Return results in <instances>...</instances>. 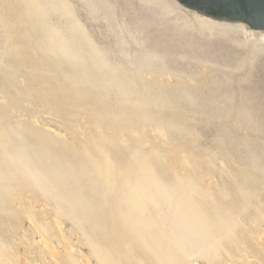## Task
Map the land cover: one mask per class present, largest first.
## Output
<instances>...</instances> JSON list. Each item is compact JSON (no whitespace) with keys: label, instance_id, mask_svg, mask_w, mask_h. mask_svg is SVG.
<instances>
[{"label":"rangeland","instance_id":"374dc122","mask_svg":"<svg viewBox=\"0 0 264 264\" xmlns=\"http://www.w3.org/2000/svg\"><path fill=\"white\" fill-rule=\"evenodd\" d=\"M67 1L78 22L0 0V264H264V44L170 37L142 0Z\"/></svg>","mask_w":264,"mask_h":264},{"label":"bare ground","instance_id":"6f19581e","mask_svg":"<svg viewBox=\"0 0 264 264\" xmlns=\"http://www.w3.org/2000/svg\"><path fill=\"white\" fill-rule=\"evenodd\" d=\"M7 1V0H6ZM18 5H19V9L20 8H22L23 6L25 7V10H24V12L21 10V12H23L22 14H23V16H30V15H36L38 18H44L45 16H46V12H45V10L48 8V7H50L49 9H50V11L51 12H53V8H52V10H51V7H52V5H54V6H58V8L59 7H61L60 9L63 11V13H65V14H68L70 17H71V19L70 20H72V22L74 23V22H76L77 21V17L75 16V14L73 13V10H72V8H71V6H70V4L68 3V1L67 0H14ZM141 1V0H140ZM144 1V2H143ZM142 2L147 6V7H145V8H154L155 9V12L157 13H159V14H162V15H164L162 18L164 19V20H166L165 18L167 17V23L165 24V23H160V21L158 20V16H157V14L155 13V15H154V11H153V14H151V17L150 18H148L147 20V22H154L155 24H161V27L162 26H164V25H167V27L166 28H161V29H163L164 30V33L166 34V35H169L170 37H173V35H175L176 33L180 36V37H182L180 40H192V41H194L193 39L195 38L196 40H197V38H198V40H199V42L201 43V42H203L205 39H208V38H211V36H208V37H206L205 35L206 34H209V35H212V34H220V35H231V34H240V35H243V36H245L246 37V39L248 38V39H256L258 42H260V43H263L264 44V30H260V29H256V28H250L249 26H248V24L246 23V22H243V21H229V20H226V19H218V18H214V17H211V16H209V15H206V14H204V13H202V12H200V11H198V10H196V9H192V8H190V7H188V6H186V5H184V4H182L181 2H179L178 0H142ZM1 3V2H0ZM5 3V2H4ZM7 3V2H6ZM143 3H141V4H143ZM143 4V5H144ZM8 5V4H7ZM51 5V6H50ZM142 5V6H143ZM7 7V6H6ZM13 8V7H12ZM56 8L57 7H55V9H54V13H56V14H58L57 12L58 11H56L55 12V10H56ZM49 9H48V13L50 12L49 11ZM60 9H57V10H60ZM151 9H147V10H150L151 11ZM89 10V9H88ZM50 12V13H51ZM14 13V12H13ZM147 13V12H146ZM22 14L21 15H18V16H22ZM25 14V15H24ZM51 14H53V13H51ZM9 15H11V14H9ZM17 15V14H16ZM147 15V14H146ZM3 16H4V14H3ZM25 16V17H26ZM6 17V16H5ZM47 17V16H46ZM50 16H48L47 18H49ZM159 17L161 18V16L159 15ZM19 18V17H18ZM46 18V19H47ZM60 18V17H59ZM65 18H67V19H69L68 18V16L67 17H64V19ZM159 18V19H160ZM1 19V18H0ZM3 19V18H2ZM1 19V20H2ZM21 19H23V17L21 18ZM45 19V20H46ZM53 19V18H52ZM163 19H161V21H163ZM6 20V19H5ZM17 20H19V19H17ZM29 20V18L27 19V21ZM44 20V21H45ZM171 20H175V21H177V23L175 22V23H173ZM7 21V20H6ZM37 21H38V19H37ZM44 21H42V22H44ZM48 21V20H47ZM67 21V20H66ZM169 21H171V23L169 22ZM1 22V21H0ZM23 22H24V20H23ZM23 22H21L22 24L21 25H23ZM26 22V21H25ZM39 22V21H38ZM42 22H40L41 24H44V23H42ZM78 22V21H77ZM4 23H7V22H4ZM9 23V22H8ZM46 23V22H45ZM179 24V25H178ZM1 25H3V24H1ZM5 25V24H4ZM3 25V26H4ZM18 25L20 26V24L18 23ZM17 25V26H18ZM38 25H39V23H38ZM45 25V24H44ZM13 27V26H12ZM11 27V28H12ZM74 27H78L77 29L79 30V32L78 33H76L78 36H80L79 34H80V29H79V26H77L76 24L74 25ZM3 28V27H2ZM1 28V29H2ZM5 28H7V27H5ZM3 29L4 30V32H5V30L6 29ZM71 28H73V26L71 27ZM8 29V28H7ZM74 29V28H73ZM180 29V30H179ZM188 29H192L193 31L192 32H190V31H188ZM76 30V29H75ZM24 31V30H23ZM7 32H8V30H7ZM14 32H16L15 30H14ZM75 32V31H74ZM6 34V33H5ZM19 34V33H18ZM85 34V33H84ZM6 35H12V34H6ZM5 35V36H6ZM13 35H14V33H13ZM193 35V36H192ZM200 35H202V36H205V39H203ZM229 35V36H230ZM7 36V37H8ZM17 36V35H16ZM21 36V35H20ZM88 36V35H87ZM7 37H5L6 39H7ZM9 37H13V36H9ZM52 37V36H51ZM224 37V36H223ZM226 37V36H225ZM224 37V38H225ZM11 38H10V40H11ZM15 38V37H14ZM79 38V37H78ZM81 38L84 40H82L84 43H86L85 42V40H88L89 41V39H87L86 38V36L85 37H83V36H81ZM86 38V39H85ZM224 38L222 39V37H221V39L222 40H224ZM229 37H227V39H228ZM230 38H231V36H230ZM236 38V37H235ZM239 38H240V36H239ZM242 38V37H241ZM13 39V38H12ZM19 39V38H18ZM17 39V40H18ZM57 39H58V41H57ZM57 39H55V41L53 42V43H55V46H57V48H58V52H61L60 54H66V56L67 55H69V56H71L73 59L76 57V53H77V51L74 49V46H73V43H75L76 41H75V39H77V38H73V40H72V38L71 37H63V36H60L59 38H57ZM232 40H233V38H231ZM9 40V39H8ZM10 40H9V42H10ZM54 40V39H53ZM52 40V41H53ZM203 40V41H202ZM236 40H238V38L236 39ZM241 40H244V39H241ZM11 41H13V40H11ZM226 41V40H225ZM228 41V40H227ZM231 41V40H230ZM235 41V40H234ZM234 41H233V43H234ZM9 42H7V46H9L10 44H12V43H10L9 44ZM15 42V41H14ZM14 42H13V46H14ZM92 41L90 40V43H91ZM208 42V41H207ZM222 42V41H221ZM237 42V41H236ZM238 42H239V40H238ZM237 42V43H238ZM251 42V41H250ZM219 43V42H218ZM236 43V44H237ZM240 43V42H239ZM246 43V42H245ZM257 42H255V44H256ZM209 44V43H208ZM241 44H243V43H241ZM20 45V44H19ZM19 45L17 44V46L19 47ZM75 45V44H74ZM86 46H88V42L85 44ZM90 45V44H89ZM245 45V44H244ZM248 45V44H247ZM246 45V46H247ZM6 46V48H8ZM11 46V45H10ZM9 46V47H10ZM76 46V45H75ZM92 46H93V44H92ZM211 46V45H210ZM253 46V45H252ZM79 47H82V46H79ZM90 47H91V45H90ZM240 47V46H239ZM262 47H264V45L262 46ZM13 47H11V48H9L10 50L12 49ZM20 48V47H19ZM21 48H22V46H21ZM24 48V47H23ZM91 48H93V50H95V48L94 47H91ZM90 48V49H91ZM249 48V47H248ZM18 49V48H17ZM97 49H99V47L97 48ZM19 50H21V49H19ZM92 49L90 50V51H93ZM98 51V50H97ZM101 51V50H100ZM252 51V50H251ZM94 52V51H93ZM253 52V51H252ZM254 52H256V51H254ZM258 53H259V51H257ZM98 53V52H97ZM251 53V52H250ZM257 53V54H258ZM261 53V52H260ZM93 55V57H95L94 55H96V53L94 52V53H92ZM252 54V53H251ZM98 55V54H97ZM148 58H149V60H146V63H145V65H149L153 60H151V56H149L148 55V53H146L145 54ZM79 57H81V56H79ZM68 58V57H67ZM69 59V58H68ZM93 59V58H92ZM98 59H99V57H98ZM144 59V58H143ZM100 60V59H99ZM96 61H97V57H96ZM95 61V62H96ZM71 62V61H70ZM113 61H111V63H112ZM115 63V62H114ZM140 63V62H139ZM138 63V64H139ZM97 65V64H96ZM143 65V64H142ZM108 68L110 67V66H107ZM125 68V67H124ZM141 68V67H140ZM139 68V69H140ZM148 69H150V68H148ZM148 69H147V71H148ZM156 69V68H155ZM107 70V69H106ZM151 70H153V69H151ZM158 70H159V72H160V68L159 69H157V72H158ZM105 71V70H104ZM110 71V70H109ZM123 71V70H122ZM143 71V70H142ZM141 71V72H142ZM144 71H145V68H144ZM154 72V74L156 73V71L154 70L153 71ZM143 73V72H142ZM149 73H151L150 71H149ZM110 74V73H109ZM116 74H117V72H116ZM120 74V73H119ZM107 75V74H106ZM152 75H153V73H152ZM108 76H110V75H108ZM112 76H115L116 77V75H112ZM142 76V75H141ZM107 77V76H106ZM159 77V76H158ZM108 78V77H107ZM113 78V77H112ZM150 78V77H149ZM125 79V78H124ZM146 79V78H145ZM104 80V79H103ZM112 80V79H111ZM107 81H108V79H107ZM165 82V81H164ZM179 83H180V80H179ZM182 83H184V82H182ZM229 83H230V81H229ZM228 83V84H229ZM181 84V83H180ZM231 84V83H230ZM219 85V84H218ZM221 85H223V84H221ZM181 86H182V84H181ZM187 86V85H186ZM225 86H227V84L225 85ZM66 87V86H65ZM148 87V86H147ZM172 87V86H171ZM179 87V86H178ZM213 87H214V84H213ZM217 87V86H216ZM216 87H214V88H212L211 90H212V92H211V94L213 93V92H215V93H213V94H219L222 90H228L229 91V88H228V86L227 87H224V86H222V88H219L220 87V85L216 88ZM45 88V87H44ZM168 88V87H167ZM68 89H69V87H68ZM198 89V88H197ZM201 89V88H200ZM50 90H52V89H50ZM122 90V89H121ZM120 90V91H121ZM71 91V90H70ZM72 92V91H71ZM188 91H187V89L186 88H183V87H179V88H175V91L173 90V92H169V94H168V97H169V99H172L173 97L175 98V97H178L179 99H190V98H194L195 97V99L197 98L198 99V97H200V96H203V95H206L207 94V90L206 89H203V90H201L200 91V94H198V93H196L195 92V94H193V95H190V94H188L187 93ZM55 93V92H54ZM68 93V92H67ZM123 93V92H122ZM228 93V92H227ZM231 94L233 93V92H230ZM74 94V93H73ZM69 95V94H68ZM113 95V94H112ZM162 95V94H161ZM58 96V95H57ZM212 96V95H211ZM213 96H215V95H213ZM128 97H130V96H128ZM60 98V97H59ZM80 98V97H79ZM161 98V97H160ZM167 98V97H166ZM115 99V98H114ZM156 99V98H155ZM178 99V100H179ZM82 100V99H81ZM176 100V99H175ZM53 101V100H52ZM115 101V100H114ZM156 101V100H155ZM161 101H162V99H161ZM169 101V100H168ZM49 102H51V101H49ZM102 102H103V100H102ZM105 103V102H104ZM108 103H109V101H108ZM171 103V102H170ZM174 103V102H173ZM55 105V104H54ZM101 105V104H100ZM103 105V104H102ZM107 105V104H106ZM119 105V104H118ZM167 106V105H166ZM122 107V106H121ZM140 107V106H139ZM165 107V106H164ZM111 108V107H110ZM131 108V107H130ZM136 108H138V107H136ZM141 108H144V107H141ZM140 108V109H141ZM126 110V109H125ZM143 110V109H142ZM241 110V109H240ZM174 111V110H173ZM118 113V112H117ZM242 113V112H241ZM132 124V123H131ZM57 134H59V133H57ZM10 142V141H9ZM9 145H11V143H9ZM12 145H13V143H12ZM14 145H16L15 143H14ZM13 145V146H14ZM18 145V144H17ZM88 146V145H87ZM18 146H16L15 147V150H16V148H17ZM10 148H11V146H10ZM18 149V148H17ZM22 150V149H21ZM27 150V149H26ZM26 150H25V154H26ZM17 151H19V150H17ZM22 152H24L23 150H22ZM21 152V153H22ZM157 153H158V151H157ZM25 154H22V156H24ZM27 155V154H26ZM1 156V155H0ZM27 157V156H26ZM1 158L3 159L4 157H2L1 156ZM46 159H48V157H45ZM104 158H105V155H104ZM1 159V160H2ZM6 159H8V158H6ZM5 162H3L2 161V163H5L6 164V160L5 159H3ZM25 160H27V162H29V160H28V158H26ZM10 161V163L11 162H13V161H11V160H9L8 159V162ZM30 161H33V160H30ZM39 161V160H38ZM41 162H42V160H40ZM34 162V161H33ZM40 162V163H41ZM1 163V164H2ZM30 163V162H29ZM32 163V162H31ZM30 163V165H32ZM43 163H45L46 164V162H43ZM42 163V164H43ZM70 163V162H69ZM3 165V164H2ZM70 165H71V163H70ZM73 165V164H72ZM71 165V166H72ZM22 166H26V162H25V164L23 163L22 164ZM42 166V165H41ZM29 167V166H28ZM28 167H26V168H28ZM36 167V166H35ZM35 167H33V168H35ZM73 167V166H72ZM144 167V166H143ZM15 169H13L14 171L15 170H17L18 168L17 167H14ZM55 168V167H54ZM29 169V168H28ZM27 169V170H28ZM32 169V168H31ZM48 169V168H47ZM47 169H45V170H47ZM49 169H50V167H49ZM58 168H56V170H57ZM70 169H72V168H70ZM24 170H25V168H24ZM23 170V171H24ZM55 170V171H56ZM18 171H20V170H18ZM18 171H16V172H18ZM28 171H30V170H28ZM48 171V170H47ZM50 171H51V169H50ZM72 171H74V172H76L75 171V168L72 170ZM21 172V171H20ZM33 172V171H32ZM53 172V170L51 171V173ZM103 172V171H102ZM5 173H7V172H5ZM59 173V170L57 171V173H56V175ZM61 173V172H60ZM104 173V172H103ZM17 173H15V175H16ZM23 174V173H22ZM26 174V173H25ZM49 174H50V172H49ZM0 175H2V173L0 174ZM13 176V177H17V176ZM17 175H19V174H17ZM46 175H47V173H46ZM45 175V178L46 177H48V176H50V175H47L46 176ZM82 175H84V174H82ZM32 176V175H31ZM53 176H55V175H53ZM53 176H51L52 178L50 179V177H49V179L51 180V182H52V179H53ZM61 180H63L62 182H66V183H69V182H71V180H72V175H67V171H66V173L65 174H63V173H61ZM84 176H86V175H84ZM88 176V175H87ZM1 177H5V176H1ZM83 177V176H82ZM34 178H36V177H34ZM33 178V179H34ZM59 178V177H58ZM58 178L57 177H55L54 178V181H56L55 179H57V181H58ZM86 178V177H85ZM84 178V179H85ZM12 179V178H11ZM13 179H15V178H13ZM12 179V180H13ZM36 179H38V178H36ZM35 179V180H36ZM81 179V178H80ZM86 179H88V178H86ZM3 179H1L0 181H2ZM34 180V181H35ZM46 180H47V178H46ZM49 180V181H50ZM136 180V179H135ZM4 182L2 183L1 182V184H3L4 185V183H6V184H8V182H9V180L8 181H6V179L5 180H3ZM6 181V182H5ZM37 181V180H36ZM56 181V182H57ZM60 183H62L61 181H59ZM84 182H85V180H84ZM89 182V181H88ZM100 182V181H99ZM99 182H98V184H99ZM139 182V181H138ZM10 183H12V182H10ZM37 183V182H36ZM38 183H39V181H38ZM46 184L48 183V182H45ZM49 184L51 185H53V183H50L49 182ZM76 184V183H75ZM55 185V184H54ZM61 185V184H60ZM99 185H101V184H99ZM95 186V185H94ZM101 186H103V185H101ZM112 186V185H111ZM147 186V185H146ZM89 187H91V186H89ZM99 187V186H98ZM41 188V187H40ZM103 188V187H102ZM147 188V187H146ZM161 188V187H160ZM93 189H96V188H93ZM98 189V188H97ZM100 189V188H99ZM45 190H47V189H45ZM92 190V189H91ZM103 190V189H102ZM162 190V189H161ZM160 190V191H161ZM80 191H82V190H80ZM93 191V190H92ZM100 190H98V191H96V192H99ZM108 191V190H107ZM136 192V191H135ZM184 192H186V191H184ZM50 193H52V192H50ZM49 193V194H50ZM92 193V192H91ZM94 193V192H93ZM92 193V194H93ZM69 194V193H68ZM71 194H72V192H71ZM104 194V193H103ZM151 194V193H150ZM70 195V194H69ZM94 195V194H93ZM92 195V196H93ZM134 195H135V193H134ZM74 196V195H73ZM190 196V195H189ZM70 197H71V195H70ZM69 197V198H70ZM75 197V196H74ZM188 197V196H187ZM66 198H68L67 197V195H66ZM95 198H97V197H95ZM92 199H93V197H92ZM136 199V196H135V198H134V201H137V200H135ZM190 199V198H189ZM189 199L187 198V203H190V202H188L189 201ZM193 199V198H192ZM192 199H190V200H192ZM70 200V199H69ZM80 200H81V198H80ZM91 200V199H90ZM186 200V199H185ZM194 200V199H193ZM70 201H72V200H70ZM76 201H78V200H76ZM182 201H184V200H182ZM197 201V200H196ZM69 202V201H68ZM75 202V201H74ZM86 202V201H85ZM80 203V202H79ZM94 203H95V199H94ZM114 203V202H113ZM137 203V202H136ZM136 203H134V205L136 204ZM182 203V202H181ZM184 203V202H183ZM93 204V203H92ZM174 205H176V204H174ZM187 205V204H186ZM189 205V204H188ZM187 205V206H188ZM191 208H192V202H191ZM72 206V205H71ZM170 206V205H169ZM139 207V206H138ZM174 207V206H173ZM178 208V207H177ZM187 208H189V207H187ZM135 209V208H134ZM141 209H143V208H141ZM173 209V208H172ZM171 209V210H172ZM193 210H194V208H192ZM158 210V209H157ZM175 209H173V211H174ZM198 211H199V209H197ZM141 211V210H140ZM139 211V212H140ZM143 211V210H142ZM147 211V210H146ZM146 211H144V212H146ZM176 211V210H175ZM175 213V212H174ZM170 214V213H169ZM202 214V213H201ZM170 217V216H169ZM79 222V221H78ZM118 230V229H117ZM188 236H189V234H188ZM189 238V237H188ZM200 240H202V239H200ZM191 241V240H190ZM197 242H199V241H197ZM48 243V242H47ZM46 243V244H47ZM200 243L202 244V242L200 241ZM204 245V244H203ZM53 248V247H52Z\"/></svg>","mask_w":264,"mask_h":264},{"label":"water","instance_id":"95a60500","mask_svg":"<svg viewBox=\"0 0 264 264\" xmlns=\"http://www.w3.org/2000/svg\"><path fill=\"white\" fill-rule=\"evenodd\" d=\"M206 15L229 21H243L250 28L264 30V0H178Z\"/></svg>","mask_w":264,"mask_h":264}]
</instances>
